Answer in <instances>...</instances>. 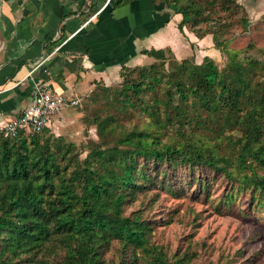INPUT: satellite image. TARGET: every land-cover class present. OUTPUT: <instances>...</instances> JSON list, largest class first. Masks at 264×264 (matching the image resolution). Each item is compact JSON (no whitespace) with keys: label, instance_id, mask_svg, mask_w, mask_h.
Masks as SVG:
<instances>
[{"label":"rangeland","instance_id":"rangeland-1","mask_svg":"<svg viewBox=\"0 0 264 264\" xmlns=\"http://www.w3.org/2000/svg\"><path fill=\"white\" fill-rule=\"evenodd\" d=\"M170 1L177 8L185 7L191 0ZM193 1L199 3L203 18L196 25L197 37L211 36L205 32L214 31L220 44L219 48L213 46L217 49L215 55L199 52L196 63L212 59L219 73L228 75L226 85L241 87L237 111L240 123L233 126L224 117L219 121L211 119L203 108L197 104L195 107L192 97L182 101L174 89L169 98L163 88L171 85L163 84L139 95L145 102L157 99L168 103L164 113L170 119L164 121V126H156L139 107L135 94L127 93L134 106L122 102L124 83L142 77L139 67H123L119 81L96 87L76 105L77 117L70 119L67 127L43 132L68 149L71 158L62 163L67 171L82 166L96 148L124 147L119 139L131 131L147 132L149 139L157 137L161 145L183 151L176 162L164 160L157 169L137 157L139 168L150 175L152 182L144 183L126 199L122 215H136L143 222V246L148 251L142 245H126L121 238L110 235L108 242L98 248L99 264H264V158L260 161L245 153L247 163L239 161L247 143L253 149L258 145L245 138L239 125L248 121L253 130L264 128V115L257 113L254 121L246 115L259 103L264 90V0ZM234 55L235 60L250 69L244 72V83L240 85L231 75L234 71L230 58ZM187 59L195 62L194 57ZM155 63L157 74L164 80L181 78L190 83L188 69L177 68L173 59ZM219 89L220 86L215 91ZM160 108L164 110L163 106ZM106 116L112 117L113 125L101 136L97 123ZM178 117L181 123L176 122ZM198 154L201 162L193 157ZM206 160H213L226 170H215ZM159 254L164 263L155 259ZM63 255V249H58L57 254L39 253L30 264H58Z\"/></svg>","mask_w":264,"mask_h":264},{"label":"trees","instance_id":"trees-1","mask_svg":"<svg viewBox=\"0 0 264 264\" xmlns=\"http://www.w3.org/2000/svg\"><path fill=\"white\" fill-rule=\"evenodd\" d=\"M161 1L181 14L180 31L183 26H188L196 33V25L203 20L199 3L191 0L185 7L175 8L174 1ZM209 33L214 46L219 48L216 34L214 31L205 32ZM142 53L153 57L154 61L136 66L142 77L136 82L124 83L122 102L134 106L127 93L135 94L139 107L152 119V124L164 126V121L170 119L164 113L168 103L157 99L145 102L139 95L163 84L171 85L163 88L169 98L173 97L174 89L182 101L192 97L195 107L197 104L203 108L211 119L219 121L224 117L233 126L240 123L237 111L240 109L241 87L226 85L228 75H221L212 59L197 64L189 59H175L170 50L151 48L142 50ZM169 58L177 68L188 69L189 84L181 78L164 80L157 74L155 62L163 64ZM251 61L254 60H248ZM230 63L234 81L239 85L244 83L243 75L250 70L249 67L235 60V55L231 56ZM256 104L252 111L246 112L253 121L257 113L264 115V90ZM177 109L181 110L180 107ZM176 122L181 123V117ZM112 125V117L106 116L97 123L99 134L103 136L107 127ZM239 126L244 129L248 141L258 143L256 149L247 143L239 161L243 165L247 163L245 153L261 161L264 158V128L253 130L248 121ZM44 130L21 132L10 138L0 129V264H30L39 253L57 254L58 249L64 250L58 264H99L98 248L102 242H108L110 235L121 238L126 245L143 246L146 241L143 222L136 215H122L126 199L144 187V183L152 182L150 175L139 168L137 157L157 169L164 160L176 162L183 156L182 149L161 145L157 137L149 139L147 132L131 131L119 139L124 147L96 148L86 156L82 166L67 171L62 163L71 158L68 149L46 137ZM193 157L197 162L203 160L199 154ZM206 163L215 170H226L213 160H206ZM164 169L160 170L162 176L165 175ZM226 173L231 175L228 171ZM138 179L142 182L137 183ZM143 248L148 251L145 246ZM155 259L164 263L160 254Z\"/></svg>","mask_w":264,"mask_h":264},{"label":"crops","instance_id":"crops-1","mask_svg":"<svg viewBox=\"0 0 264 264\" xmlns=\"http://www.w3.org/2000/svg\"><path fill=\"white\" fill-rule=\"evenodd\" d=\"M106 2L0 0V84L7 80L0 87V125L28 104L40 79L81 101L96 87L119 81L123 67L152 63L144 49L170 50L175 59L194 57L195 63L199 52L217 53L210 35L197 37L188 26L180 31L181 14L161 0ZM42 56L45 62L35 66ZM76 109H63L46 129L63 130Z\"/></svg>","mask_w":264,"mask_h":264},{"label":"built area","instance_id":"built-area-1","mask_svg":"<svg viewBox=\"0 0 264 264\" xmlns=\"http://www.w3.org/2000/svg\"><path fill=\"white\" fill-rule=\"evenodd\" d=\"M45 60V56L39 57L35 66H40ZM79 102L77 97H67L55 92L48 79H40L31 88L28 104L16 117L0 125V129L10 138L17 137L21 132H42L52 117Z\"/></svg>","mask_w":264,"mask_h":264}]
</instances>
